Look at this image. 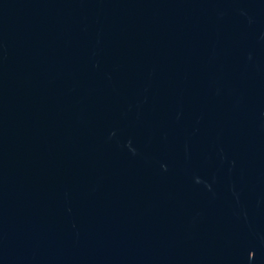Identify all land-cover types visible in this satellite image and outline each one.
<instances>
[{"label":"water","instance_id":"water-1","mask_svg":"<svg viewBox=\"0 0 264 264\" xmlns=\"http://www.w3.org/2000/svg\"><path fill=\"white\" fill-rule=\"evenodd\" d=\"M178 264H264V0H209Z\"/></svg>","mask_w":264,"mask_h":264}]
</instances>
